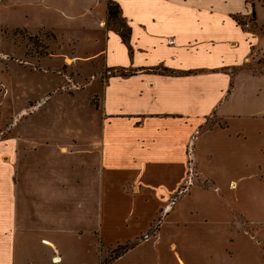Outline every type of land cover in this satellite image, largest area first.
I'll return each mask as SVG.
<instances>
[{
    "label": "crops",
    "instance_id": "obj_1",
    "mask_svg": "<svg viewBox=\"0 0 264 264\" xmlns=\"http://www.w3.org/2000/svg\"><path fill=\"white\" fill-rule=\"evenodd\" d=\"M109 1L128 22V42L107 33ZM29 3L74 20L68 27L99 32L106 42L99 57L113 73L106 72L101 115L90 134L0 140V264H15L19 240L32 242L51 264H65L84 235L102 247L109 243V254L158 225L109 264H264V111L237 98L240 80L244 89L264 78H243L233 72L241 60L217 54L219 46L235 49L237 39L208 38L204 20L213 9L205 17L187 14L186 7H200L193 0ZM226 18L222 23L237 31ZM116 37L129 56L124 64L109 60ZM160 50L171 63L155 61L165 58ZM184 50L195 61L180 57ZM209 117L218 123L203 129ZM193 159L196 175L209 185L187 184ZM149 208L145 231L131 240L105 239V224L128 228ZM159 213L165 214L157 219Z\"/></svg>",
    "mask_w": 264,
    "mask_h": 264
},
{
    "label": "rangeland",
    "instance_id": "obj_2",
    "mask_svg": "<svg viewBox=\"0 0 264 264\" xmlns=\"http://www.w3.org/2000/svg\"><path fill=\"white\" fill-rule=\"evenodd\" d=\"M29 1L0 0V140L50 135L69 137L80 135V131L83 135L90 134V130L95 131L93 122L101 115L102 89L105 79L110 76L106 72L111 70L113 73L105 66V58L99 57L106 42L99 32L68 27L64 23H73L74 20L68 21L57 16V12L38 6L32 7ZM193 3L200 7H186L187 14L200 12L205 17L213 9L211 17L204 20L209 39L225 36L237 39L232 41L237 46L235 49L230 48L231 43L227 49L223 46L217 49L220 56L242 61L233 66V72H241L243 78H264V0H193ZM226 17L233 21L239 36L229 21L222 23ZM121 20L128 27L122 14L117 21L107 19V33L117 32ZM220 27L223 30L219 31ZM97 36L99 39L95 41ZM113 44L110 62H128L129 56L118 37ZM137 52L141 54V43ZM158 54L165 58L155 61L171 63L167 51L160 50ZM181 54L180 57L189 58L185 60L195 61L191 51L184 50ZM244 83V79L239 82V101L249 110L258 108L264 111V92L261 93L264 81L252 82L243 89ZM256 84L260 91L255 90ZM217 123L218 118L209 117L202 127L211 128ZM193 162L194 159L189 165L187 184L192 179L209 185L207 180L196 175ZM151 211V208L142 210L141 219H135L128 228L119 231L113 229V224H105V239L110 243L119 238L133 239L140 228L145 231ZM164 214L159 213L157 219ZM157 222L155 220L153 225L156 226ZM27 242L19 240L15 264H28L31 259L37 264H51L43 251L32 242L27 247ZM103 243L104 247L100 246L92 235L78 238L72 244L78 248L77 254L68 255L65 264H99L108 258L105 250L109 243Z\"/></svg>",
    "mask_w": 264,
    "mask_h": 264
},
{
    "label": "trees",
    "instance_id": "obj_3",
    "mask_svg": "<svg viewBox=\"0 0 264 264\" xmlns=\"http://www.w3.org/2000/svg\"><path fill=\"white\" fill-rule=\"evenodd\" d=\"M121 12L122 11H121L119 4H117L113 1L108 2V4H107V19L108 20L117 21L121 15ZM121 22L122 23H119L117 32L119 33V35L121 36V38L124 42H128L130 34H131V29L126 27L122 20H121ZM163 72L164 73H172L167 69H164ZM121 74L125 75V72H121ZM178 196L179 195H177L176 197H178ZM158 229H159V225L155 229L154 228L151 229L147 234L142 235L141 237L137 238L134 241H130V242H126L124 244L118 245L117 247H115L114 249H112L110 251V253L108 254V258L104 259L101 262V264H109V263L113 262L114 260H116L117 258L122 256L124 253H126L127 251L136 247L141 241H143V240L147 239L148 237L154 235Z\"/></svg>",
    "mask_w": 264,
    "mask_h": 264
},
{
    "label": "bare ground",
    "instance_id": "obj_4",
    "mask_svg": "<svg viewBox=\"0 0 264 264\" xmlns=\"http://www.w3.org/2000/svg\"><path fill=\"white\" fill-rule=\"evenodd\" d=\"M56 261H57V259H56Z\"/></svg>",
    "mask_w": 264,
    "mask_h": 264
}]
</instances>
